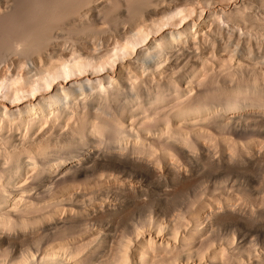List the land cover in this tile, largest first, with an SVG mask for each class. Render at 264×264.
I'll return each instance as SVG.
<instances>
[{
    "label": "bare ground",
    "instance_id": "bare-ground-1",
    "mask_svg": "<svg viewBox=\"0 0 264 264\" xmlns=\"http://www.w3.org/2000/svg\"><path fill=\"white\" fill-rule=\"evenodd\" d=\"M0 264H264V0H0Z\"/></svg>",
    "mask_w": 264,
    "mask_h": 264
}]
</instances>
